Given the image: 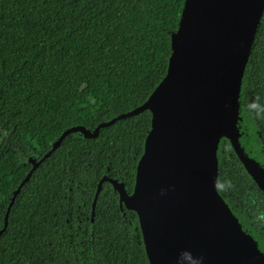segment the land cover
Instances as JSON below:
<instances>
[{
    "label": "trees",
    "instance_id": "1",
    "mask_svg": "<svg viewBox=\"0 0 264 264\" xmlns=\"http://www.w3.org/2000/svg\"><path fill=\"white\" fill-rule=\"evenodd\" d=\"M184 0H0V264H148L138 219L102 177L130 194L150 129L142 105L165 76ZM236 133L264 168V11L239 93ZM217 192L264 254V194L229 141L218 143ZM94 204L93 221L91 205Z\"/></svg>",
    "mask_w": 264,
    "mask_h": 264
},
{
    "label": "water",
    "instance_id": "2",
    "mask_svg": "<svg viewBox=\"0 0 264 264\" xmlns=\"http://www.w3.org/2000/svg\"><path fill=\"white\" fill-rule=\"evenodd\" d=\"M263 11L264 0H184L165 76L146 101L93 131L70 127L39 161L29 159L4 228L21 187L66 136L96 138L101 128L146 110L150 129L132 192L104 176L95 197L107 181L119 206L136 214L148 264H264V254L217 192L216 157L219 141L227 139L264 193V168L244 153L236 133L242 77Z\"/></svg>",
    "mask_w": 264,
    "mask_h": 264
},
{
    "label": "flooded vegetation",
    "instance_id": "3",
    "mask_svg": "<svg viewBox=\"0 0 264 264\" xmlns=\"http://www.w3.org/2000/svg\"><path fill=\"white\" fill-rule=\"evenodd\" d=\"M249 157V156H248ZM250 158V157H249ZM252 159V158H251ZM255 161V160H254ZM258 163V162H257ZM259 164V163H258ZM259 166H260V164H259ZM260 167H262V166H260ZM263 168V167H262ZM247 173V172H246ZM248 174V173H247ZM249 175V174H248ZM251 178V177H250ZM253 181V180H252ZM254 182V181H253ZM258 187V186H257ZM263 193V192H262ZM264 194V193H263ZM93 209H94V207H93ZM91 214H92V205H91ZM92 223V222H91ZM90 223V221H89V225L91 224Z\"/></svg>",
    "mask_w": 264,
    "mask_h": 264
},
{
    "label": "bare ground",
    "instance_id": "4",
    "mask_svg": "<svg viewBox=\"0 0 264 264\" xmlns=\"http://www.w3.org/2000/svg\"><path fill=\"white\" fill-rule=\"evenodd\" d=\"M60 143H61V142H60ZM60 143L58 144V146L60 145ZM58 146H57V147H58ZM57 147H56V148H57ZM51 148H52V147H51ZM56 148H55V149H56ZM55 149H54V150H55ZM50 150H51V149H50ZM50 150H49V151H50ZM54 150H52V152H53ZM49 151H48V152H49ZM48 152H47V153H48ZM52 152H51V153H52ZM47 153H46V154H47ZM51 153L48 155V157L51 155ZM43 156H44V155H43ZM48 157H47V158H48ZM44 160H45V159H44ZM42 161H43V160H42ZM42 161H41V162H42Z\"/></svg>",
    "mask_w": 264,
    "mask_h": 264
},
{
    "label": "clouds",
    "instance_id": "5",
    "mask_svg": "<svg viewBox=\"0 0 264 264\" xmlns=\"http://www.w3.org/2000/svg\"><path fill=\"white\" fill-rule=\"evenodd\" d=\"M251 158V157H250ZM254 160V159H253ZM244 168V167H243ZM30 170V169H29Z\"/></svg>",
    "mask_w": 264,
    "mask_h": 264
}]
</instances>
